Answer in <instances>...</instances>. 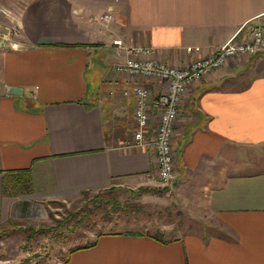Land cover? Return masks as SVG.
<instances>
[{
	"label": "crops",
	"instance_id": "1",
	"mask_svg": "<svg viewBox=\"0 0 264 264\" xmlns=\"http://www.w3.org/2000/svg\"><path fill=\"white\" fill-rule=\"evenodd\" d=\"M104 13L107 23L92 19ZM22 19V47L0 46L2 224L30 219L36 205L153 182L154 151L133 144L134 101L121 91L136 83L157 95L163 84L116 74L113 40L185 67L255 25L264 31V0H31ZM172 146L190 223L172 238L104 233L65 264H264V49L188 87Z\"/></svg>",
	"mask_w": 264,
	"mask_h": 264
},
{
	"label": "rangeland",
	"instance_id": "2",
	"mask_svg": "<svg viewBox=\"0 0 264 264\" xmlns=\"http://www.w3.org/2000/svg\"><path fill=\"white\" fill-rule=\"evenodd\" d=\"M30 1L0 0V42L7 34L20 41ZM175 186L156 180L36 205L30 219L0 223V264H63L70 249L90 243L97 234L131 231L172 238L177 234L173 229L190 223L192 206L191 190H183L187 198L182 199Z\"/></svg>",
	"mask_w": 264,
	"mask_h": 264
},
{
	"label": "built area",
	"instance_id": "3",
	"mask_svg": "<svg viewBox=\"0 0 264 264\" xmlns=\"http://www.w3.org/2000/svg\"><path fill=\"white\" fill-rule=\"evenodd\" d=\"M92 19L107 23L111 15L104 13L93 16ZM10 36V34L4 36L0 42L1 47L10 49L22 47L19 40H11ZM112 45L116 56L121 58L112 68L116 74L131 79H150L163 84V90L157 95L136 83L124 88L121 95L125 98L131 97L134 101L133 144L138 147L149 146L154 151L157 169L152 181L157 180L162 185H170L177 177L172 145L174 127L184 93L203 76L223 67L228 60L239 56L249 57L264 49V31L254 28L247 39L240 41L232 37L209 56L196 58L181 68L158 61L152 47L127 46L119 39L113 40ZM186 51L198 52L199 48L188 47ZM153 117L157 118V125L154 136L149 139L147 132Z\"/></svg>",
	"mask_w": 264,
	"mask_h": 264
},
{
	"label": "trees",
	"instance_id": "4",
	"mask_svg": "<svg viewBox=\"0 0 264 264\" xmlns=\"http://www.w3.org/2000/svg\"><path fill=\"white\" fill-rule=\"evenodd\" d=\"M25 182L27 183V179L25 180ZM16 186L17 185H13L12 187H10V189L9 190H13L14 188H16ZM122 234H126V235H141L142 233H139V232H131V231H123V232H121ZM102 234H97L96 236H95V238L90 242V243H87V244H85L84 246H81V247H74V248H72V249H70L69 251H68V253L66 254V257H65V260H64V262H63V264H65V262L67 261L66 259H67V257H68V255L71 253V252H73L74 250H76V249H79V248H87V247H91V246H93V245H95V242H96V240H97V238L99 237V236H101ZM154 238H156V239H161V237H159V236H156V235H152Z\"/></svg>",
	"mask_w": 264,
	"mask_h": 264
},
{
	"label": "water",
	"instance_id": "5",
	"mask_svg": "<svg viewBox=\"0 0 264 264\" xmlns=\"http://www.w3.org/2000/svg\"><path fill=\"white\" fill-rule=\"evenodd\" d=\"M255 27L258 28L259 25H255ZM8 93L9 94H19L20 93V89L11 87V88L8 89Z\"/></svg>",
	"mask_w": 264,
	"mask_h": 264
}]
</instances>
